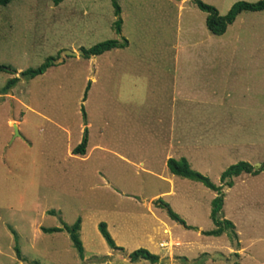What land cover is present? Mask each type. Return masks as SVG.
I'll return each mask as SVG.
<instances>
[{"label": "rangeland", "instance_id": "1", "mask_svg": "<svg viewBox=\"0 0 264 264\" xmlns=\"http://www.w3.org/2000/svg\"><path fill=\"white\" fill-rule=\"evenodd\" d=\"M199 1L222 16L258 0ZM116 2L118 17L110 0L0 6V65L15 72H0V89L17 79L0 94V264H150L127 260L139 248L154 254L148 237L154 255L172 251L190 264H264V170L222 187L219 218L233 225V239L201 234L214 228L216 193L165 166L187 155L190 169L218 186L228 166L263 162L264 10L240 13L217 37L191 0ZM107 40L126 44L94 62L80 56ZM48 57L43 74L20 76ZM83 136L84 155H72ZM76 219L82 258L65 231L41 232ZM99 223L121 250L107 246Z\"/></svg>", "mask_w": 264, "mask_h": 264}, {"label": "trees", "instance_id": "2", "mask_svg": "<svg viewBox=\"0 0 264 264\" xmlns=\"http://www.w3.org/2000/svg\"><path fill=\"white\" fill-rule=\"evenodd\" d=\"M11 0H0V6L7 5ZM53 5L59 4L63 0H50ZM191 2L196 6V8L205 13L204 18V26L206 30L213 36H221L228 25H230L235 18L242 12H261L264 10V0H258L253 3H247L243 1L233 3L227 12L224 15H219L215 8L210 5L204 4L199 0H191ZM110 4L112 7V12L115 17L119 15V7L117 5L116 0H110ZM114 31L118 34L120 31V19L117 18L113 23ZM126 44V41L123 40L121 42H117L116 40H107L95 44L87 49H80V56L83 59H89L91 57L99 56L104 52L110 51L116 48H122ZM55 59L48 57L45 61L37 66L36 68H28L24 71H21L19 74L22 78L32 79L36 76H39L44 73L46 69L53 65V61ZM0 72L15 74L9 67L0 65ZM17 81L16 78L9 79L5 85L0 89V94H5L9 88ZM87 86L86 89L87 90ZM86 146V137L83 136L80 142L71 150L72 155H84ZM165 166L168 172L174 176L184 178L190 181L198 182L205 188L209 189L212 192L216 193V196L210 202V211H209V219L213 225V229L209 231H204L201 234L206 236H220L224 231H229L232 238L235 239L236 235L234 233L233 225L224 219L219 218V212L223 203V195H222V187H231L232 186V178L239 176L240 174H249L254 175L256 172L264 170V160L259 165L257 170H253L252 167L246 162H237L233 165L228 166L225 170L220 173L219 183L220 185L215 186L212 184L206 177L200 175L199 173L190 169L187 161L184 158L172 159L168 158L165 161ZM154 205L157 207H161L165 209L167 216L174 222L182 225L185 228H190L184 224V222L173 213L167 204L163 203L159 199L154 202ZM80 227V219H76L71 225L66 226L63 225L61 228L52 227V228H41V232L43 233H57L62 230L68 234L70 243L74 250L77 252L78 256L82 258L83 249L81 242L78 238V231ZM98 231L107 246L112 250H121L120 248L114 245L113 240L109 236L105 224H98ZM14 251L19 258V251L16 246H14ZM127 260L129 262H135L137 260H146L150 264H155L158 260V257L154 254L149 253L145 249H136L130 252L127 255Z\"/></svg>", "mask_w": 264, "mask_h": 264}, {"label": "crops", "instance_id": "3", "mask_svg": "<svg viewBox=\"0 0 264 264\" xmlns=\"http://www.w3.org/2000/svg\"><path fill=\"white\" fill-rule=\"evenodd\" d=\"M113 50V49H112ZM76 56H77V54H76ZM100 56V55H99ZM95 57H97V56H95ZM94 57H91V59H90V62H94ZM182 121H190V117H184L183 118V120ZM190 135H188L186 132H183L182 133V135H181V138H183V137H185V139L186 140H190L191 138L189 137ZM176 143L177 144H180V142H179V138H176ZM180 158H184L186 161H187V163H188V165H190V159H189V156H187V155H182ZM168 158L166 157L165 158V161L167 160ZM241 175V174H240ZM212 196L214 197L215 195H213L212 194ZM200 232V230H197V233H199ZM203 232V231H202ZM201 232V233H202ZM162 233H164V234H168V230H167V228L166 227H164L163 229H162ZM147 240H148V242H149V244L151 245V247H152V249H154V251H153V253L154 254H157V250L155 249V244H153V239L151 238V237H148L147 238ZM164 246H166V247H170V246H180V243H178L177 241H175V242H172V241H166V242H164V241H159L158 243H157V247L158 248H163ZM158 257V260H157V262L155 263V264H178V263H180V262H183L184 264H190L188 261H187V259H185L184 257H183V255L182 254H180V255H174L173 253H172V251H168L166 254L164 253V254H162V255H159V256H157ZM183 258V260H181ZM137 261H139V260H137ZM142 261V260H141ZM129 262V261H128ZM136 262V261H135ZM129 263H132V262H129Z\"/></svg>", "mask_w": 264, "mask_h": 264}, {"label": "water", "instance_id": "4", "mask_svg": "<svg viewBox=\"0 0 264 264\" xmlns=\"http://www.w3.org/2000/svg\"><path fill=\"white\" fill-rule=\"evenodd\" d=\"M65 55L76 56V52H63ZM15 131V125H12ZM16 134V132H15Z\"/></svg>", "mask_w": 264, "mask_h": 264}]
</instances>
